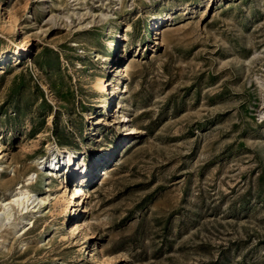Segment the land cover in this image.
Masks as SVG:
<instances>
[{"label":"rangeland","instance_id":"rangeland-1","mask_svg":"<svg viewBox=\"0 0 264 264\" xmlns=\"http://www.w3.org/2000/svg\"><path fill=\"white\" fill-rule=\"evenodd\" d=\"M0 54V203L45 201L0 264H264V0H0ZM63 146L75 215L34 162Z\"/></svg>","mask_w":264,"mask_h":264},{"label":"bare ground","instance_id":"bare-ground-1","mask_svg":"<svg viewBox=\"0 0 264 264\" xmlns=\"http://www.w3.org/2000/svg\"><path fill=\"white\" fill-rule=\"evenodd\" d=\"M161 19V17H159ZM153 26L155 24L153 23ZM118 37L121 34L117 35ZM123 37V36H122ZM121 37V39H122ZM116 43L115 39L110 40L109 47ZM19 50H22V47H19ZM18 50L14 51L17 52ZM2 54V53H1ZM0 54V56H1ZM118 67H115V70H118ZM96 89L101 92L105 91L108 94L104 101H109V94L112 93L115 89V83L109 78L101 77L95 83ZM108 104V103H107ZM121 118L127 121V117L125 115H121ZM135 128L132 126H128V132H134ZM109 152L110 149L105 145L100 148V152ZM85 150L79 149H70L68 147L63 146L62 148L56 147L54 151H49V155L34 160L37 168L43 172V175L46 176L47 180H50L49 175H56L62 176L63 181L66 182H73L76 181L77 178H80V174H83V169L81 168L82 165L85 164ZM1 153V151H0ZM2 165H0V169ZM55 169L58 170L56 173ZM86 173H84L85 175ZM34 176V173H33ZM33 176H28L24 180V184L18 185L14 189L12 193H10V198L8 201H4L0 203V224L3 225V222H9L13 215V210L15 209L18 214L20 213V221L14 224V227L18 224L23 222L21 228H27V226H33L32 217L35 212L39 210V208L45 203V201L40 198L36 193L32 192L28 186L33 182ZM82 176V175H81ZM62 178L58 177L57 181H51L49 184H52L56 189L55 195V202L58 203L60 200L63 203V211L69 212L72 215L76 214V209H72L74 206L75 199L77 197L82 196V192L77 186H73L71 189L66 188V186L61 184ZM79 204V203H78ZM76 205V203H75ZM37 208V209H36ZM68 210V211H67ZM63 223L67 224L66 219H64ZM68 234H73V229L69 228ZM106 263L107 261L103 259ZM101 263V262H100Z\"/></svg>","mask_w":264,"mask_h":264}]
</instances>
